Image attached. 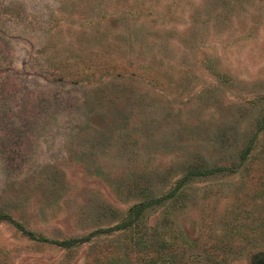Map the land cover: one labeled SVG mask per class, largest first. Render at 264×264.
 Returning <instances> with one entry per match:
<instances>
[{"label":"rangeland","instance_id":"obj_1","mask_svg":"<svg viewBox=\"0 0 264 264\" xmlns=\"http://www.w3.org/2000/svg\"><path fill=\"white\" fill-rule=\"evenodd\" d=\"M0 214V264H264V0H0Z\"/></svg>","mask_w":264,"mask_h":264},{"label":"trees","instance_id":"obj_2","mask_svg":"<svg viewBox=\"0 0 264 264\" xmlns=\"http://www.w3.org/2000/svg\"><path fill=\"white\" fill-rule=\"evenodd\" d=\"M249 150H250V148H249V145L242 151V153H241V155H240V160H243L245 157H246V155L248 154V152H249ZM139 206V205H138ZM144 207H145V204L144 203H142V205H140L139 207H137L136 208V211H135V215H134V217L133 218H130L129 219V221L127 220V221H124V222H122L121 223V226H123V225H127V224H129V223H131L132 222V220H136V218H138L140 215V213L142 212V210L144 209ZM3 220H11L10 219V217H8L7 215H2V214H0V222L1 221H3ZM12 221V220H11ZM13 222V221H12ZM17 226H20V225H17ZM100 231H102V230H97V231H95V232H100ZM59 243V245H61V246H63V247H70V246H72L73 244H75V243H80V242H82L81 240H78V239H68L67 241L66 240H62V241H58ZM166 243H164V245H165ZM163 244L161 245V246H164Z\"/></svg>","mask_w":264,"mask_h":264}]
</instances>
